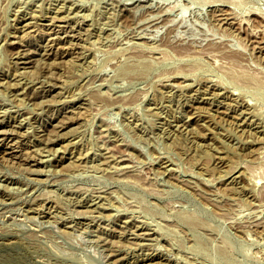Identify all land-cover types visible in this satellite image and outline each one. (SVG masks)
Masks as SVG:
<instances>
[{
    "label": "rangeland",
    "instance_id": "obj_1",
    "mask_svg": "<svg viewBox=\"0 0 264 264\" xmlns=\"http://www.w3.org/2000/svg\"><path fill=\"white\" fill-rule=\"evenodd\" d=\"M0 132V264H264V0H0Z\"/></svg>",
    "mask_w": 264,
    "mask_h": 264
},
{
    "label": "bare ground",
    "instance_id": "obj_2",
    "mask_svg": "<svg viewBox=\"0 0 264 264\" xmlns=\"http://www.w3.org/2000/svg\"><path fill=\"white\" fill-rule=\"evenodd\" d=\"M27 25H28V24H27ZM24 55H25V53H24ZM26 55H27V54H26ZM26 57H27V56H26ZM31 57H32V56H31ZM25 59H26V58H25ZM33 59H34V58H33ZM25 61H26V60H25ZM27 62H28V59H27ZM31 62H32V61H31ZM32 63H33V62H32ZM25 64H26V63H25ZM219 92H220V91H219ZM245 108H246V107H245ZM2 131H3V130H2ZM3 132H5V131H3ZM3 132H2V133H3ZM0 133H1V132H0ZM2 133H1V134H2ZM10 135H11V134H10ZM12 135H13V134H12ZM12 135H11V136H12ZM5 136H6V135H5ZM11 136H10V137H11ZM5 138H6V137H5ZM8 138H9V137H8ZM4 140H5V139H4ZM13 156H14V154H13ZM14 157H15V156H14ZM17 158H18V157H17Z\"/></svg>",
    "mask_w": 264,
    "mask_h": 264
}]
</instances>
